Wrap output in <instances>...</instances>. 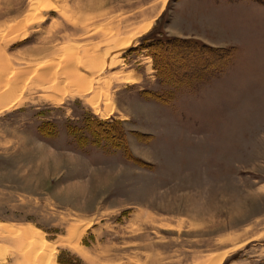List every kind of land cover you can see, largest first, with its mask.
Masks as SVG:
<instances>
[{
    "label": "rangeland",
    "instance_id": "1",
    "mask_svg": "<svg viewBox=\"0 0 264 264\" xmlns=\"http://www.w3.org/2000/svg\"><path fill=\"white\" fill-rule=\"evenodd\" d=\"M156 2L0 0L9 80L152 22L103 70L109 107L36 85L0 106V223L54 256L0 238V264H264V0Z\"/></svg>",
    "mask_w": 264,
    "mask_h": 264
},
{
    "label": "bare ground",
    "instance_id": "2",
    "mask_svg": "<svg viewBox=\"0 0 264 264\" xmlns=\"http://www.w3.org/2000/svg\"><path fill=\"white\" fill-rule=\"evenodd\" d=\"M168 1L169 0H157L156 6H159V3H161V7L159 6L161 9L160 11H163ZM47 3L48 4L43 6L42 10H44V8H47V10L53 8L51 3ZM38 8L39 7H36L33 10L36 11ZM34 14L35 13L30 14L27 20H25L24 23H21L17 29H22L23 26H26L25 28H27L29 25L34 23V18L36 17ZM72 21L74 20L72 19ZM73 23H75V21ZM151 24L152 22L142 27L139 30V33L136 32L134 35L126 38H123L121 34L118 33L113 36L112 43H114V45H112L111 48H106L101 51V54H99L100 51L98 50L92 51V53L85 50L83 51V55L80 57L77 52L79 50L77 45L64 47L62 50L63 55H60L59 58H56V60L51 61L50 63L42 65L38 68V71H33L31 75L32 77L24 75V73H26L25 71L18 72V74L15 72V77L9 80V78H5L7 68H5V66H0L2 68H0V106H8L13 100L15 101V96L22 94L25 87H33L36 85L38 88L42 89V92L50 94L48 96H44L46 101L58 102L57 100L59 99V94H71L72 96H85L86 94H93V96L87 101L88 103L98 109L100 101L104 98L107 107H109L111 104L109 102L111 101L109 87L111 85L109 82H104L105 84H102L103 81L100 82L103 70L108 67V65L116 66L119 62L115 60L116 57L122 51L131 49L135 44L134 40L137 36L146 34L149 31ZM17 29L14 30L17 31ZM76 29L77 28H75V30ZM108 34L109 33H105L104 35L108 36ZM3 58L0 57V63L3 62H1ZM11 80H13V82H9ZM21 84L24 86L22 87ZM104 115H106V113H104ZM70 233L72 238L69 240V244L72 246L74 243V237H78L80 231L77 228H73ZM0 238H12L16 247L20 250H24L23 252L27 256H29L31 252H40L41 262L44 259H48L50 263V260L54 257L52 252L47 249L49 248L48 245L45 242L43 243L42 234L38 233L33 228H17L9 226L8 224L0 223ZM10 240L11 239H9V241ZM24 247H26V249ZM224 257L225 255L213 256L212 258L210 257L206 264H221ZM39 262H37V264H39Z\"/></svg>",
    "mask_w": 264,
    "mask_h": 264
},
{
    "label": "trees",
    "instance_id": "3",
    "mask_svg": "<svg viewBox=\"0 0 264 264\" xmlns=\"http://www.w3.org/2000/svg\"><path fill=\"white\" fill-rule=\"evenodd\" d=\"M192 44L195 45V47L197 48L198 51H199V49H201V47H203V46H201V44H197V43H195V42H193ZM211 50H212V49H211Z\"/></svg>",
    "mask_w": 264,
    "mask_h": 264
}]
</instances>
